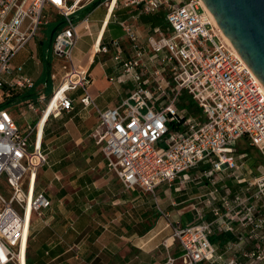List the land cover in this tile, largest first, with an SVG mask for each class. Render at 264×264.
I'll return each instance as SVG.
<instances>
[{"label":"built area","instance_id":"1","mask_svg":"<svg viewBox=\"0 0 264 264\" xmlns=\"http://www.w3.org/2000/svg\"><path fill=\"white\" fill-rule=\"evenodd\" d=\"M94 1L0 0V105L13 89L21 92L35 87L33 80L23 75L8 84L5 75L18 53L48 24L45 12L57 11L65 22L52 46V53L65 62L62 77L50 97H38L44 105L40 120L24 131L10 110L0 108V186L7 191V195L0 191V264H28L32 217L51 206L48 197L35 190L39 170L49 164L42 145L44 126L50 116L72 110L74 100L68 93L88 84L86 70L74 63V50L80 39L79 12ZM123 5L134 7L137 17L164 10L167 32L161 27L153 29L160 39L151 36L145 45L133 16L132 21H118L124 37L106 43L102 39L96 51L113 53L123 69V80L134 83L130 97L120 106L99 111L95 137L110 169L126 188L154 193L161 185L191 182V172L208 166L195 180L204 179L212 187L203 201L212 220H205L207 213L199 210L201 222L183 226L164 214L183 249L182 262L215 264L221 260L211 241L217 226L236 234L228 252H240L246 264H264V174L248 180L252 171H244V159L249 153L236 149L244 140L262 154L264 162L261 80L222 37L201 0H123ZM156 62L161 65L156 76L169 72L167 79H155L156 92L161 91L163 98L155 96V85L145 79ZM52 78L56 80L55 75ZM183 94L198 105L199 115L179 108ZM81 101L87 107L94 105L90 96ZM26 104L28 110L39 111L32 100ZM228 171V177H223ZM229 178L236 189L220 185ZM246 239L256 244L253 250L242 247ZM228 264L240 263L235 255Z\"/></svg>","mask_w":264,"mask_h":264},{"label":"crops","instance_id":"2","mask_svg":"<svg viewBox=\"0 0 264 264\" xmlns=\"http://www.w3.org/2000/svg\"><path fill=\"white\" fill-rule=\"evenodd\" d=\"M90 7L87 4L80 11L88 10V13L77 21L80 39L74 50V63L86 69L88 84L86 88L79 86L68 93L74 100L72 110L50 116L44 126L42 145L48 154L49 164L39 170L35 190L48 197L51 206L34 213L32 217L28 264H184L180 242L171 232H166L165 218L161 212H157V199L151 198L156 192L126 188L119 176L110 169L102 145L95 137L100 122L99 111L120 106L130 97L134 83L123 80V69L114 61L113 53L94 54L90 58L89 54L100 31H104L102 39L105 43L122 38L124 32L118 21H132L135 16L138 24L143 15L137 17L134 7L118 6L107 22L108 5L102 3L92 10ZM102 9L105 12L101 13ZM51 13L54 19L46 24L52 26L50 34H46L47 28H42L13 59L11 71L5 75L7 83L11 85L21 75L31 78L35 84L34 88L21 91L28 96L20 111L26 129L41 118L40 110L44 105L38 97H50L62 77L64 60L54 53L53 58H50L46 53H52L53 27L60 19L62 21L57 27L64 23L57 11L51 10ZM86 18L87 22L84 21ZM117 33L118 37H114ZM88 37H95V40L85 52L79 46ZM125 51L130 56L128 44L125 45ZM53 75L56 80L52 78ZM86 96L93 98L94 105L87 107L82 103L81 100ZM29 100L36 103L38 112L28 110L26 103ZM8 110L20 126L19 117L12 112L11 107ZM30 114L35 117H29ZM198 172L203 171L199 169L195 175ZM220 185L237 188L230 178ZM162 186L167 185H161L156 190ZM197 213L188 210L182 213L170 211L168 215L171 214L176 219L174 221H181L182 225L185 221L195 225L201 222ZM205 220H209L208 215ZM214 230L213 236L226 238L232 234L229 241L212 243L221 256V260L215 264H228L235 255L240 264H246L247 260L242 258L240 252L235 254L227 250L228 244L236 240V234L223 232L217 226ZM167 237L170 238L165 244ZM250 244L248 239L241 242L242 247L248 249Z\"/></svg>","mask_w":264,"mask_h":264},{"label":"rangeland","instance_id":"3","mask_svg":"<svg viewBox=\"0 0 264 264\" xmlns=\"http://www.w3.org/2000/svg\"><path fill=\"white\" fill-rule=\"evenodd\" d=\"M105 1L106 0H96V5H95L96 8L99 7V5H101ZM117 6H119V8L124 7L123 0H119ZM100 11H101V13L105 12V9L104 10L102 9ZM87 13H88V10L82 11V12H80V15L85 16V15H87ZM45 15H46V19H48L49 21H52L54 19V17L52 16L51 10H47L45 12ZM57 16H58V18H60L59 15H57ZM127 16H129L128 11H127ZM138 25H139L140 35H141V41L143 42V44L147 45L148 40L151 36H156L157 38L160 39V36L157 35L155 33V31L152 30L149 26L144 25L141 22V20H139ZM42 28L48 29V32L46 33L48 35V34H50V29L52 28V26L43 25ZM162 31L164 33H166L167 29L163 28ZM118 35H119V33L114 34L113 36L118 37ZM94 40H95V37L94 38L88 37L87 39H85L82 42V44L79 46V48L86 52L88 50L89 46L94 42ZM46 53H48V56L50 58H53V53H51V51H49V52L47 51ZM78 54H79V56H81L80 53H78ZM160 66L161 65L156 62L152 66L149 74H147L145 76V79L152 80L153 84L155 85V87L152 89V91L154 93L157 91V82H155V79L156 78L167 79L169 77L168 71H166L165 73H163L160 76H156L155 71ZM155 96L156 97L161 96L163 98V96L161 95V91L156 92ZM23 104H24V102H21V103L16 102V103H14L13 106H11V108H12V112H15V114L19 117L18 120H19L20 126L22 127V130L25 131L26 130V122L24 121L22 115H20V111L23 108L22 107ZM31 116L35 117L33 114L29 115V117H31ZM37 122H38V120L34 122V125L32 127H34ZM161 146L166 147L164 144H162ZM236 149H237L238 153H242L244 150H246L247 153H249L248 157L246 159H244V161L246 162V165H245L246 170H244V171H248V170L252 171V174L247 176L248 180H253L256 177H259V175L264 174V166L262 165L263 157H262V154L259 153V151L255 150L253 147H251L248 144V142H246L244 140L238 144ZM207 167L208 166H206L205 169H207ZM199 169H201L203 171L204 167L203 168L199 167L198 170L191 172V177H192V179H194L193 181L188 182V183H183V184L182 183H176L175 185H173V187L162 186L158 190L155 191L156 192L155 195H151V198L156 197L157 202H158L157 203V206H158L157 212H159V213L161 212L162 216L165 218L164 227H167L166 232H171V235L173 234V232H172L171 226L168 227L169 222L167 220V217L170 218L171 221L176 220V219H174L173 216H171V214L168 215L170 211L171 212L175 211V213H182V212L187 211V210L190 212L191 211L196 212V211L200 210V211H204L207 213L209 220L212 219V215H210L209 209L207 207H205L204 202H203L204 200L207 199V196L206 195L204 196L203 194H208L212 188H211V185H208V183H206V181L204 179L195 180L196 177L201 175L200 172H198V174L195 175V172L199 171ZM229 173L230 172L228 171L227 173H225V175L223 177H226ZM199 181H202V182L198 183ZM196 183H198V184L196 185ZM202 186H204V187H202ZM0 191H2L5 195H7V191L5 190V188L2 185L0 186ZM164 214L167 215V217H165ZM162 228H163V226H162ZM169 238L170 237H167L164 240L165 244H167V240ZM254 245H256V244H250L248 250H253L255 248ZM177 264H181V263L178 262Z\"/></svg>","mask_w":264,"mask_h":264},{"label":"water","instance_id":"4","mask_svg":"<svg viewBox=\"0 0 264 264\" xmlns=\"http://www.w3.org/2000/svg\"><path fill=\"white\" fill-rule=\"evenodd\" d=\"M264 86V0H202ZM60 24L51 34L64 26Z\"/></svg>","mask_w":264,"mask_h":264},{"label":"trees","instance_id":"5","mask_svg":"<svg viewBox=\"0 0 264 264\" xmlns=\"http://www.w3.org/2000/svg\"><path fill=\"white\" fill-rule=\"evenodd\" d=\"M96 1L93 2L90 6V10L95 9L96 8ZM141 22L146 25L149 26L152 30L158 27L161 28H166L167 25V19L165 18V12L164 10L161 11L158 14L155 15H143L140 16ZM62 21L61 19L58 20V24L59 22ZM57 24V25H58ZM57 25H55V27H53L52 32L56 29ZM57 34V32L54 34L53 38L55 37V35ZM55 39V38H54ZM8 90L10 88H7ZM11 96L8 98H5V103H3L2 105H0V108H4V109H8L11 106L14 105V103L16 102H24L28 99V96L24 95L22 92L13 89V91H11ZM179 108H186L187 110H189L190 114L196 116L199 115L201 113V110L199 109L198 105L195 104L192 100L189 99L188 95L183 94L180 97V101L178 103ZM264 164V162H262ZM190 221H185L183 226H191V224L189 223ZM230 239H232V234H229L226 236V238L224 236H212L211 237V241L212 243H217V242H226L229 241Z\"/></svg>","mask_w":264,"mask_h":264},{"label":"bare ground","instance_id":"6","mask_svg":"<svg viewBox=\"0 0 264 264\" xmlns=\"http://www.w3.org/2000/svg\"><path fill=\"white\" fill-rule=\"evenodd\" d=\"M201 2H202V0H201ZM116 3H117V0H110V2H108V6H109L108 7V14H107V17H106V20L105 21L109 22V19L111 18V15L113 14L114 10L116 9ZM203 5H204V8L206 10V15L209 16V18H211V22L213 23V25L222 34V37L225 38V40L228 42V44H230V46H232L234 48V46H233L232 42L230 41V39L226 36L225 33H222V31H221V29H220V27H219L216 19L214 18V16L212 15V13L209 11V9H207L205 3H203ZM100 32H99V34L97 36L98 38H97L94 46L92 47L91 53L89 54V58L91 56H93L94 54H96V51L98 50L99 44H100V42H101V40L103 38V32L104 31H102L101 33ZM234 49L236 50L237 55L242 58V56L239 54V52L237 51V49L236 48H234ZM47 115H45L44 120L40 123V129L43 127L42 125L45 122V120L47 118ZM40 140H41V136L39 138V142H40Z\"/></svg>","mask_w":264,"mask_h":264}]
</instances>
